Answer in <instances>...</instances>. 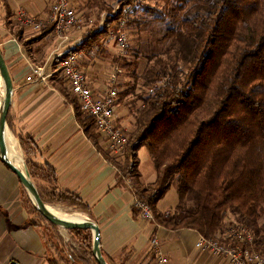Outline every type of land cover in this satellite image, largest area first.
Here are the masks:
<instances>
[{"label":"trees","instance_id":"trees-1","mask_svg":"<svg viewBox=\"0 0 264 264\" xmlns=\"http://www.w3.org/2000/svg\"><path fill=\"white\" fill-rule=\"evenodd\" d=\"M150 1L121 0L122 7L100 29L85 31L84 45L98 47L105 36L122 28V20L149 32L147 39L138 40V52L149 61L142 75L133 72L138 61L115 58L132 74L134 84L142 81L146 88L137 96L141 104L133 109L136 130L126 131L125 157L114 162L120 177L132 179L136 198L149 203L158 224L172 230L194 229L227 246L264 254V0H155L160 3L155 6ZM128 6L142 8L150 20L126 19ZM155 21L166 28L153 48L149 26ZM50 31L49 26L41 34ZM131 88L119 91V98L133 93ZM71 101L94 140L99 135L95 118L82 111L76 98ZM20 144L27 154L35 153L31 140L20 138ZM142 146L149 150L158 174L148 186L139 180ZM26 167L31 179L47 184L42 190L37 184L45 202L89 212L81 197L57 186L56 170L49 164L27 162ZM172 185L179 203L161 211L157 204ZM22 187L30 223L42 230L52 263L98 264L92 231L69 229L79 248L63 245L56 231L47 234L58 226L41 214ZM133 213L140 214L134 205ZM232 226L244 228L252 239L246 234L243 239L230 236Z\"/></svg>","mask_w":264,"mask_h":264},{"label":"crops","instance_id":"crops-1","mask_svg":"<svg viewBox=\"0 0 264 264\" xmlns=\"http://www.w3.org/2000/svg\"><path fill=\"white\" fill-rule=\"evenodd\" d=\"M71 1L84 17L93 20L92 30L102 27L109 7L105 0ZM51 3L52 0H0V50L13 80L7 120L10 152L13 149L9 139L13 138L22 162L39 167L49 164L56 170L57 186L85 201L89 206L86 216L100 227V248L109 264H230L224 256L196 246L203 236L199 231L168 229L133 213V181L127 177L123 180L114 163L123 160L125 153H111L98 130L94 140L89 136L77 119L71 101L75 96L60 73V56L68 50L83 49L85 57L80 66L93 91L101 93L109 85L113 67L119 64L116 53L121 57L128 54L122 55L114 33L105 36L100 47L97 43L85 46L88 36L83 28L72 32L71 39L61 44L51 31L36 33L17 21L21 10L45 18ZM98 17L101 21L95 27ZM35 67L42 68V77L34 75L35 79H29ZM120 79L119 75V84ZM3 92L0 77V106ZM133 109L131 102L119 98L117 117L127 132L136 130ZM20 138L31 140L35 153L27 154ZM138 158L140 183L148 186L158 177L154 159L145 146L138 150ZM24 196L19 177L0 158V264H53L52 250L42 230L30 223L32 214ZM157 207L161 211L173 209L162 208L160 201ZM154 237L160 245H153ZM71 243L78 244L75 239ZM161 258L168 261L162 263Z\"/></svg>","mask_w":264,"mask_h":264},{"label":"built area","instance_id":"built-area-1","mask_svg":"<svg viewBox=\"0 0 264 264\" xmlns=\"http://www.w3.org/2000/svg\"><path fill=\"white\" fill-rule=\"evenodd\" d=\"M17 21L24 27L30 28L36 33H40L44 28L51 27L53 36L60 40L61 44L71 39V34L75 30L86 28V18L79 11L71 0H52L50 11L45 18L29 15L25 11H19ZM118 42L120 52L125 55L129 48V37L119 29L113 34ZM88 51V50H87ZM85 57V50H68L60 56V73L65 78L70 91L79 101L81 109L96 120L98 130L105 138L108 149L115 155H123L128 143V135L125 128L118 121L117 107L119 101V75L123 72L119 65L113 67L109 78V85L104 92L95 93L91 88L87 75L80 66V61ZM42 77V68L32 69V76ZM133 205L139 209L140 216L148 221H155L154 214L148 202L135 198ZM228 234L233 237L252 239V234L244 228L232 226ZM152 243L160 245L159 240L154 237ZM196 246L213 254L222 255L228 259L230 264H264V254L243 249L240 247H230L211 238L204 236L197 242ZM167 258H161L162 263H166Z\"/></svg>","mask_w":264,"mask_h":264},{"label":"rangeland","instance_id":"rangeland-1","mask_svg":"<svg viewBox=\"0 0 264 264\" xmlns=\"http://www.w3.org/2000/svg\"><path fill=\"white\" fill-rule=\"evenodd\" d=\"M105 2L104 3H105V6L106 7H107V5H109L108 11L111 12V14H109L107 12L104 20L110 18L112 16V13L115 14L116 11L122 7L121 0H105ZM149 3L152 4L153 6H155L157 4L158 5L160 4V3H156L155 0H151ZM130 8H131L130 6L125 7L124 14H126V19L127 18H135V19H138V20H140V19L144 20V19H146L145 17L148 16L147 17V20H148V18L150 20V17L151 16L149 17V15H146V13L143 12L142 8H139L138 7L135 10H132V9L130 10ZM103 9H104L103 11H105V9H107V8H103ZM85 18H86V30H87L88 28H90L91 25H93L92 24L93 20L90 19L89 17H85ZM98 18L94 22V26L95 27H96V25L99 26V24H100V21L101 20L98 19ZM122 21H123L122 22L123 25H122V28L121 29L124 30V32L128 35V37H129V44H130L129 51L126 52L128 55L125 58H127V60L129 62H135V60L138 61V66H136V70L134 69L133 72L135 71V74L138 73L139 75L140 74L142 75L143 68L145 67V65L149 61H148V58L146 57V54H144V52L139 53L140 51H139V44H138L139 41L138 40H139V36H142L143 39L144 38L147 39V35L149 34V32L146 31V30L145 31L141 30L140 27H139L140 29L137 30V25L128 26L127 25V22L124 23V20H122ZM149 27H150V31L153 33V35H151V39L150 40H151V43H152L153 48H156L157 42H158L161 34L163 33L164 29L166 28V26L163 25L160 22H156L155 21V22H152ZM150 47H151V44L150 45H143V48L144 49L142 51H145L146 52L148 50V48H150ZM97 54H99V52ZM116 55L118 57L119 56L121 57V55H119L117 53H116ZM121 58H124V56H122ZM121 68H122L123 72L121 73V79H120L121 86L119 87V91L123 90L126 87L128 89L130 87H132L131 90H132L133 93H130L128 96H123L124 97L123 99H125V101H128L129 103L131 102L133 108L134 107L137 108L141 104V101H139L137 99V96L141 92H144V90L146 88L143 87V85L141 84L142 81H139L138 82L139 84H134V81H133L132 76H131L132 74L131 73L129 74L128 69L123 68V67H121ZM78 103H79V101H78ZM126 152H127V150H126ZM126 152H125V154H126ZM25 165H26V162L23 160L22 166L25 167ZM33 180H34V182L36 184H38V185L41 184L36 179H33ZM44 186H47V184H44V185L41 184L40 185V189L41 190L44 189V188L46 189V187H44ZM48 187H51V186L49 185ZM179 200H180L179 192H178L176 186L172 185L171 188L168 190V192L165 194V196L160 200V206L162 208H166V207L167 208H174L179 203ZM32 202H33V200H32ZM46 203L48 204V206H52V207H54L56 209H59L60 211L65 212L67 214L77 213V214H79V215H81L83 217H87L85 213L80 212V211H77V210H75V209H73L71 207H68V206L62 204L61 202L49 201V202H46ZM37 218L40 221L43 219L38 214H37ZM87 219L90 220V218H88V217H87ZM42 221L45 224L47 223L45 220H42ZM55 231L61 237L63 245L65 244L66 246H69V247L70 246H74L75 248L78 247V244L79 243L77 241L76 242L78 244L71 243V240L74 239V237H73L72 232L69 229H66V228H63V227H59L58 226L57 228H52V231L50 232V228H49V231L47 232V234L48 235H51L50 233H52L53 235H55Z\"/></svg>","mask_w":264,"mask_h":264},{"label":"water","instance_id":"water-1","mask_svg":"<svg viewBox=\"0 0 264 264\" xmlns=\"http://www.w3.org/2000/svg\"><path fill=\"white\" fill-rule=\"evenodd\" d=\"M0 77L3 81V98L0 106V158L7 164V166L17 174L22 185L28 191L34 204L37 206L41 214L46 217L53 224L63 227L66 229L74 228H86L90 229L93 233V254L97 259L98 264H109L107 259L104 257L100 248V227L97 223L92 220L86 219L82 221H73L61 216L56 215L50 209L48 204L42 199L35 182L31 179L27 167L21 168L15 164L10 158L8 153V142H7V116L12 104V93H13V80L11 78L7 64L3 58L0 50Z\"/></svg>","mask_w":264,"mask_h":264},{"label":"bare ground","instance_id":"bare-ground-1","mask_svg":"<svg viewBox=\"0 0 264 264\" xmlns=\"http://www.w3.org/2000/svg\"><path fill=\"white\" fill-rule=\"evenodd\" d=\"M1 80H2V79H1ZM2 83H3V81H2ZM7 138H8V137H7ZM9 140H10V142H11V146H12V149H13V151L10 152L9 145H8L9 158L12 160L11 156L14 157V158L17 160V163H18V164H17L16 162H14L13 160H12V161H13L15 164H17L19 167L21 166V168H22V157H21L20 155H19V156L17 155L16 142H15V140H14L13 138H10ZM49 209H50L53 213H55L56 215L61 216V217L66 218V219H69V220H73V221H82V220H86V219H87V217H83V216H81V215H79V214H77V213H74V214H67V213L62 212V211H60L59 209H56V208H54V207H52V206H49Z\"/></svg>","mask_w":264,"mask_h":264}]
</instances>
